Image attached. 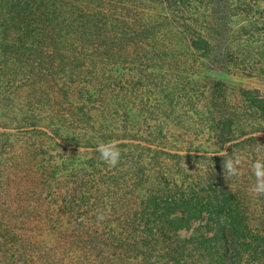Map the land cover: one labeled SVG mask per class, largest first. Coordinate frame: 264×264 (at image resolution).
Here are the masks:
<instances>
[{
	"label": "rangeland",
	"instance_id": "rangeland-1",
	"mask_svg": "<svg viewBox=\"0 0 264 264\" xmlns=\"http://www.w3.org/2000/svg\"><path fill=\"white\" fill-rule=\"evenodd\" d=\"M173 5L214 48L157 34L108 61L76 51L72 74L56 64L39 76L6 59L0 44V264H92L85 242L116 226L109 208L95 207V189L132 164L179 183L204 175L216 156L238 157L234 177L255 178L253 164L264 161V0ZM142 11L144 25L171 12ZM247 137L254 143L221 149ZM112 141L114 166L96 151ZM79 188L92 201L65 210L63 197Z\"/></svg>",
	"mask_w": 264,
	"mask_h": 264
},
{
	"label": "trees",
	"instance_id": "trees-1",
	"mask_svg": "<svg viewBox=\"0 0 264 264\" xmlns=\"http://www.w3.org/2000/svg\"><path fill=\"white\" fill-rule=\"evenodd\" d=\"M188 1L0 0V44L6 59L39 76L51 75L56 64L64 74H72L68 69L80 57L76 51H90V59L108 61L142 47L138 43L150 42L157 34L188 41L194 49L201 44L214 48L212 37L191 30L189 19L172 9L174 4L184 10ZM154 2L174 15L149 17L144 25L139 12L157 6ZM232 46L225 50L231 53ZM216 50L213 55H220ZM254 141L247 137L225 147L233 142L227 140L221 149L229 153ZM226 159L216 156V164L204 175L179 183L151 177L132 164L124 176L99 184L94 205L109 208L116 226H110L108 238L86 241L89 251L83 252H89L92 264H264V193L251 191L254 177L246 179L247 185L228 176ZM91 201L79 188L66 194L61 205L72 212L75 204L79 208Z\"/></svg>",
	"mask_w": 264,
	"mask_h": 264
},
{
	"label": "clouds",
	"instance_id": "clouds-1",
	"mask_svg": "<svg viewBox=\"0 0 264 264\" xmlns=\"http://www.w3.org/2000/svg\"><path fill=\"white\" fill-rule=\"evenodd\" d=\"M117 141L106 142L98 144L96 151L99 152L100 158L110 166H114L120 156V151L116 147ZM83 151V149H81ZM240 158L228 159L224 162V171L228 176H238L240 165ZM253 175L256 178L255 184L252 186L251 191L254 194L264 193V161H256L253 166Z\"/></svg>",
	"mask_w": 264,
	"mask_h": 264
}]
</instances>
